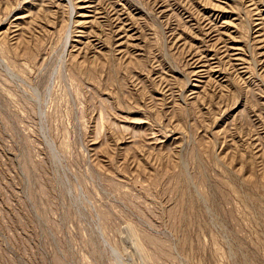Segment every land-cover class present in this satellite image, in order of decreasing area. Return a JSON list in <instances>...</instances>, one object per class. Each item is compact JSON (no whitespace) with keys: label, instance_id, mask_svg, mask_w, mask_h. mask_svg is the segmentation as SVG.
I'll list each match as a JSON object with an SVG mask.
<instances>
[{"label":"rangeland","instance_id":"1","mask_svg":"<svg viewBox=\"0 0 264 264\" xmlns=\"http://www.w3.org/2000/svg\"><path fill=\"white\" fill-rule=\"evenodd\" d=\"M0 264H264V0H0Z\"/></svg>","mask_w":264,"mask_h":264},{"label":"bare ground","instance_id":"2","mask_svg":"<svg viewBox=\"0 0 264 264\" xmlns=\"http://www.w3.org/2000/svg\"><path fill=\"white\" fill-rule=\"evenodd\" d=\"M212 66V65H211ZM191 72V71H190Z\"/></svg>","mask_w":264,"mask_h":264}]
</instances>
